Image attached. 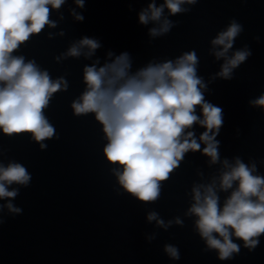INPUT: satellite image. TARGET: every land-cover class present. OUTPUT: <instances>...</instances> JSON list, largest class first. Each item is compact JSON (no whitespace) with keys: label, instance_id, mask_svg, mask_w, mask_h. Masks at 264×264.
Instances as JSON below:
<instances>
[{"label":"water","instance_id":"water-1","mask_svg":"<svg viewBox=\"0 0 264 264\" xmlns=\"http://www.w3.org/2000/svg\"><path fill=\"white\" fill-rule=\"evenodd\" d=\"M142 6H146L144 0H136L130 12L128 0H86L85 9H81L74 0H66L61 9L51 12L50 18L58 21V26H46L14 53L34 58L54 79L65 76L69 88L56 93L45 110L59 136L45 141L46 150L28 134L9 137L0 132V162L6 165L16 160L32 175L30 185L21 187L13 201L23 209L22 214L5 215L0 224V264H264V236L251 252L234 238L241 243L240 253L221 261L215 250H204V241L193 227L195 217L184 215L193 202V184L211 183L222 169L219 163L209 165L210 158L201 152L185 156L163 183L155 203L144 204L123 192L111 171L117 166L103 155L106 140L101 126L92 114L74 116L70 107L84 88L82 67L95 57L54 60L85 35L101 39L103 47L96 53L101 63L109 49L116 54L129 51L134 67L154 57L171 59L195 49L200 58L198 74L210 90L205 98L224 110V126L216 137L221 141V160L234 162L233 157L239 155L247 163L254 158L264 175V111L248 104L264 92V0H199L191 12L170 17L179 21L177 26L151 43L147 29L137 23L136 11ZM71 8L82 12L85 20L75 21ZM232 18L244 28L234 48L247 44L252 55L235 70L232 80L211 81L222 60L208 54L209 41ZM61 30L65 35L58 34ZM49 32L53 39L48 38ZM197 115L202 118L199 107ZM186 131H193L198 139L204 129L195 124ZM228 194L218 190L221 204ZM153 210L165 221L179 216L184 226L173 224L167 231L156 227L154 221H147V213ZM153 233L156 239L149 243L146 236ZM168 243L179 248V260L164 252Z\"/></svg>","mask_w":264,"mask_h":264},{"label":"clouds","instance_id":"clouds-1","mask_svg":"<svg viewBox=\"0 0 264 264\" xmlns=\"http://www.w3.org/2000/svg\"><path fill=\"white\" fill-rule=\"evenodd\" d=\"M134 2L128 0L130 12L134 11ZM144 2L146 6L136 11L137 23L147 29L151 43L177 26L179 21L170 17L191 12L199 0ZM65 3L66 0H0V132L9 137L28 134L41 150L48 147L45 141L59 139L45 110L56 93L68 90L69 82L65 76L54 79L34 58L14 53L46 26L56 28L58 21L50 18L52 9L58 11ZM74 3L85 9L86 0ZM69 13L77 22L85 20L75 8ZM60 19H64L62 13ZM243 31V25L232 18L209 41L208 54L216 61L222 60L211 81L232 80L235 70L252 55L247 44L234 48ZM58 34L63 36L65 32ZM47 36L54 38L51 32ZM253 39L259 41L260 37ZM102 47L100 38L85 35L54 60L95 57L94 62L83 65L84 88L70 107L74 116L92 114L101 126L102 138L106 140L103 155L108 163L117 166L111 171L123 192L144 204L155 203L160 199L163 183L185 156L201 152L210 158L209 165L219 163L222 169L211 183L193 184V202L184 215L195 217L193 227L204 241V250H215L219 260H231L240 253L241 243L234 242V238L254 251L264 236V175L259 173L254 158L247 163L239 155L233 157L234 162L221 160V141L216 137L224 126V110L205 98L210 90L208 82L198 74L200 58L196 50L183 51L171 59L154 57L134 67L132 54L127 50L116 54L109 49L101 63L96 53ZM248 104L264 111V92ZM197 107L202 118L197 115ZM195 124L204 129L198 139L193 131H186ZM31 181L32 175L24 164L16 160H9L6 165L0 162V224L5 215L22 214L23 209L13 201L20 188L28 187ZM218 190L229 193L223 204ZM147 221H154L156 227L165 231L173 224L184 226L179 216L165 221L154 210L147 213ZM156 236L153 233L146 240L150 243ZM163 250L170 259H180L176 245L165 244Z\"/></svg>","mask_w":264,"mask_h":264}]
</instances>
